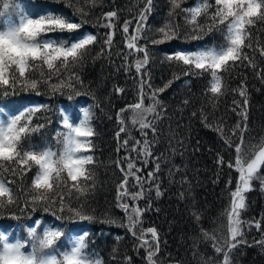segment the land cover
Wrapping results in <instances>:
<instances>
[{
	"label": "trees",
	"instance_id": "1",
	"mask_svg": "<svg viewBox=\"0 0 264 264\" xmlns=\"http://www.w3.org/2000/svg\"><path fill=\"white\" fill-rule=\"evenodd\" d=\"M9 2L0 0V10L15 18L14 6L7 10L3 8ZM11 3L22 4L26 12L55 9L58 13L73 16L77 22L84 21L78 32L57 35L72 38L80 34L97 36V42L88 47L82 59L74 65L69 64L67 69H61L57 76L51 78L54 85L57 78L68 81L72 77L71 87L64 86L54 91L49 83L41 80L36 89L17 87L0 96V106H5V111L25 104L42 106V110L32 118L33 126L42 127L31 132L23 142L26 148L38 151L49 146L53 150L59 149L57 141L60 137L57 134L67 131L62 127L61 113L64 109L79 118L82 109L88 108L93 114L91 127L95 135L89 139L93 144L90 154L95 163L87 166L93 179L87 181L85 193L81 195L74 191L71 194V206L80 208L91 219L81 220L65 210L61 214L64 219L57 221L51 215L57 210V205L48 212L43 210L46 206L43 204L38 205L35 211L31 207L25 209L26 197L21 192L16 203L0 208V231L11 233L12 239L29 240L27 229L34 221L43 222L38 233L47 225L62 227L66 236L87 231L88 251L94 252L102 264H149L148 250L141 247L138 237L142 231L154 228L159 238V251L153 257L155 264H223L224 253H217L213 245L227 251L230 191L235 190L238 183V173L227 167L229 162H234L236 153L234 147L230 148L225 143V138L230 139L233 145L239 143L240 132L232 135V130L246 123L245 144L256 145L264 140V56L259 51L264 48V19L254 18L255 22L247 29L252 46L246 47L244 52L252 64L238 62L227 72L220 73L223 95L214 97L208 91L210 77L207 73L185 75L186 66L167 57L179 50L222 44L225 25L210 29L211 22L201 15L198 23L202 30L195 31L187 22L189 14L180 8L174 10L172 0H151L150 9L145 13L143 38L138 43L147 47L149 57L141 73L136 72L134 63L137 57L143 58V53L127 49L122 28L128 22V35L134 34L147 0H89L88 3L85 0H11ZM196 3L197 0H182L181 8L189 9ZM208 3L214 5V0H208ZM77 8H84L87 14L81 16L76 12ZM214 10V7L209 9V13ZM113 11L117 13L114 29L102 27L104 16ZM165 24L173 28V38L163 43H152L161 38L158 30ZM109 31H114L110 50L104 43ZM144 73H147L144 76L145 106L152 103L148 93L163 89L157 92L159 118L153 120L154 114L148 117L153 120L156 131L145 129L147 137L141 135L138 126L131 124L129 108L140 98V80ZM36 78L39 79L38 72ZM240 90L245 91V96L239 95ZM122 109L125 111L121 114ZM242 109H246V121L238 114ZM120 118L125 121L126 131L117 139ZM219 128H223V136ZM125 139L129 140L128 148L122 146ZM145 139L151 147L146 165L142 155ZM134 141H140L141 146L136 152H130ZM138 153H141L139 158ZM128 154L134 158L136 166L143 169L138 173L142 177H147L159 164V171L143 185V195L137 200L119 192L124 173L116 162L120 161V165L126 167L124 157ZM221 157L224 165L218 163ZM35 171L33 168L22 180L8 172L4 176L16 181L12 187L26 190ZM257 175L261 178L253 179L250 190L244 193L245 207L240 210L242 235L237 237L236 247L227 252L230 264H264V167ZM138 191V186L129 178L128 192ZM122 203L138 206L142 211L136 235L129 229L128 213L120 206ZM144 238L149 240L154 250L156 243L151 233L148 232ZM65 243L62 237L55 247H63Z\"/></svg>",
	"mask_w": 264,
	"mask_h": 264
},
{
	"label": "snow or ice",
	"instance_id": "2",
	"mask_svg": "<svg viewBox=\"0 0 264 264\" xmlns=\"http://www.w3.org/2000/svg\"><path fill=\"white\" fill-rule=\"evenodd\" d=\"M89 0H85L88 3ZM94 2V0H93ZM173 9L180 8L182 12L189 14L187 22L193 25L195 31L202 30L198 19L201 15L207 17L211 22L209 28H219L225 25L223 29L224 42L218 46L205 47L197 50H179L174 55H169L168 60H174L184 66L185 75H204L207 73L210 77L208 91L214 97L223 95V80L220 73L227 72L235 67L238 62L248 61L252 64L251 58L244 52L246 47L251 48L250 32L248 26L255 21L254 18L264 19V0H214V5L208 3V0H197L196 5L189 9L181 8L182 0H172ZM15 7L16 16L5 15L0 10V96L7 95L17 87L36 89L41 80L49 83L54 91L61 87H71V79L68 81L57 78L56 84H51V78L57 76L61 69H67L69 64H75L86 54L90 45L97 42L95 34H80L76 38L67 35L78 32L83 26V20L77 22L73 16L58 13L57 10H46L43 12H26L22 4L5 3L3 8L7 10ZM151 0H147V7L139 14V18L134 30V34L128 35L129 23L125 22L122 31L127 40V49L136 53H143V58L135 59V69L141 73L142 68L148 64L149 53L146 46L139 45L142 29L146 20V15L150 9ZM214 7V11L209 13V9ZM76 12L81 16L86 15L84 8H77ZM117 16L115 11L109 12L104 16L105 23L101 25L114 29V18ZM161 38L153 40L152 43H163L172 39L174 30L169 24H165L158 30ZM114 31H109L104 43L109 50L112 44ZM198 38V37H194ZM260 54L264 56V48H261ZM127 60V57H125ZM255 67V65H252ZM131 67V65H128ZM39 73V79L36 73ZM141 75L140 93L138 102L130 105L132 112L131 124L138 126L141 135L147 137L145 129H151L155 133L153 120L159 118L156 107L159 104L157 92L158 89L148 93V98L152 103L149 106L144 105L145 92L144 85L146 81ZM150 88L151 85L149 84ZM122 91V90H120ZM239 95L245 96V91L240 90ZM244 104H247L245 98ZM239 107V105H237ZM42 106L25 104L15 109L5 111V106H0V208L16 203L21 192L25 195L24 208L31 207L36 210L38 205H46L43 210L50 211L53 205H57V210L51 215L55 220L61 221L64 217L61 215L67 210L74 217L81 220L91 219L84 214L80 208L71 206L72 193L75 191L83 195L87 190V181L93 179L88 165L94 164V157L91 155L93 147L90 137L95 135L91 127L93 118L92 112L88 108L82 109V119L72 116L69 120L68 109L61 113L62 127L67 131H61L57 135L60 137L57 143L60 145L58 150L52 147H45L43 150H36L32 147H25L24 141L42 125H32V118L35 113L40 112ZM125 111L121 110V114ZM235 111V109H234ZM153 115V120H149V115ZM244 121L247 120L246 109L238 113ZM121 125L117 132V139L120 133L126 131V125L123 118L119 119ZM223 136V128L218 129ZM247 130L246 123L241 127L237 125L232 130V135L240 132L239 143L233 145L230 139L225 138L228 147H234L236 153L234 162H229L227 167L233 168L238 173V183L235 190L230 191V209L227 212L229 220L230 239L225 241L227 251L224 247L214 244L213 247L217 253H224L223 264H230L227 252L236 247L237 237L242 235L240 219V210L245 207L244 193L250 190L251 181L260 179L257 175L261 167H264V140L258 144H245L244 132ZM129 140L122 141V146L128 148ZM140 141H134L130 152H136ZM120 149L118 148L117 151ZM89 153V154H86ZM141 153H138L137 158ZM143 163L146 165L147 158L151 156V147L147 139L142 144ZM158 159V157H157ZM124 161L126 167L117 166L124 173L123 180L119 186V192L122 196H130L132 200H137L143 195V185L154 178L155 172L159 171V164L154 171L149 172L147 177H142L138 173L143 172L142 168L136 166L134 158L128 154ZM218 163L224 165L223 158H218ZM35 168L36 171L31 178L30 186L23 190L19 187H12L15 180L6 179L5 172L11 176L19 177L21 180L28 172ZM131 178L134 184L138 186L136 193L128 192V181ZM231 184V181H229ZM159 195V192H157ZM128 213L129 229L136 235L135 229L140 223L142 211L138 206L122 203L120 205ZM41 221H34L33 225L27 229L29 240L16 238L10 239L11 233L0 231V264H102V260L94 252L88 251L87 237L88 232L84 231L76 235L66 236L62 227L55 225L45 226L39 233ZM259 227V224L256 225ZM150 232L152 239L156 243L153 250L149 240L144 237ZM207 237V234H205ZM64 237L66 243L63 247H55L57 241ZM141 241V247L148 250L147 259L149 264H155L153 257L159 251V238L154 228H149L138 237ZM212 239V237H207ZM28 248L29 251H25Z\"/></svg>",
	"mask_w": 264,
	"mask_h": 264
},
{
	"label": "rangeland",
	"instance_id": "3",
	"mask_svg": "<svg viewBox=\"0 0 264 264\" xmlns=\"http://www.w3.org/2000/svg\"><path fill=\"white\" fill-rule=\"evenodd\" d=\"M205 47H212V46H205ZM205 47H202V48H205ZM69 120H70V122H71V120H72V115H71V113H70V111H69ZM82 115H83V113L81 112L80 113V116H81V118L80 119H82ZM82 233V232H81ZM11 240H14V239H12V237L10 238Z\"/></svg>",
	"mask_w": 264,
	"mask_h": 264
}]
</instances>
